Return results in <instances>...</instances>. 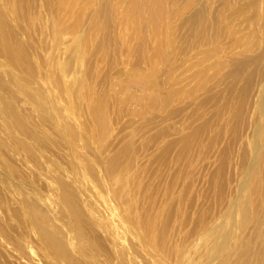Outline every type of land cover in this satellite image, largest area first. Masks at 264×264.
Here are the masks:
<instances>
[{
  "label": "rangeland",
  "instance_id": "1",
  "mask_svg": "<svg viewBox=\"0 0 264 264\" xmlns=\"http://www.w3.org/2000/svg\"><path fill=\"white\" fill-rule=\"evenodd\" d=\"M129 1L0 0V264H261L264 0Z\"/></svg>",
  "mask_w": 264,
  "mask_h": 264
},
{
  "label": "bare ground",
  "instance_id": "2",
  "mask_svg": "<svg viewBox=\"0 0 264 264\" xmlns=\"http://www.w3.org/2000/svg\"><path fill=\"white\" fill-rule=\"evenodd\" d=\"M106 1H109V0H106ZM163 1L164 0H130L129 2H130V4H132L133 9L136 8L138 5H143V4L144 5H148L147 7H149V4H150V15L148 17H153L154 18L156 14H160L161 13L160 9H162V2ZM172 1L177 2V1H182V0H172ZM202 1L204 2V0H202ZM205 3H207V2H205ZM205 3H203V4H205ZM190 4L191 3H189L188 5H190ZM144 5H143V8L145 9L146 6L144 7ZM208 8H209V6H208ZM101 9H102V7H101ZM101 9H99V10H101ZM132 11L133 10L131 8L130 9V13H132ZM134 11H135V9H134ZM148 12H149V10H148ZM135 13L136 12H133V15ZM206 13H207L206 10H203V11H199L198 10L197 13L195 11V14L194 15L193 14L191 15L192 17H191V20L188 22V25L194 27L191 30L192 35H194V36H201L206 31L209 30V27H207V25H206V23H207L206 22V16H204ZM104 14H107V12L104 13ZM108 14H110V13H108ZM107 15H106V17H107ZM211 31L213 32V30H211ZM0 42L3 44V48L5 49L4 51L7 52L8 56L9 55L11 56L12 55L11 54V50L9 49V47L7 45V40H5V35L2 33V29L1 28H0ZM14 49H13V52L15 54L16 51H14ZM17 54L18 53H16L15 55H17ZM10 58H12V57H10ZM250 66L251 67L258 66V68H260V70L258 69L257 74L256 73L255 74H253V73H247L246 70ZM229 76L235 82V83L233 82L232 86H230V87H233L234 84H237L238 85L239 83H241L243 85L242 88H241V90H240V102L238 101L239 104L237 105V109L234 112V119L236 120V122H238V124H241L240 121H242V120L245 119L244 118V113L246 111L247 105L249 104L248 101H249V98L251 96L250 91L253 90V88H254V86L256 84L255 82H257V81H255V77L256 78H259L258 79L259 80V83H261L263 81L262 89L264 90V48H263L262 52L260 51V53L258 55H256V56H254L253 58H249V59H247L245 61L236 62L235 63V68L229 74ZM262 108H263L262 109V112L264 113V103H263ZM96 113H97L96 114V117H99L100 114L102 113L101 108H98L96 110ZM262 130L264 131V124H262ZM252 152H253L254 164H253V167H252L251 174L254 175V176H260L262 174L264 176V140H260L253 147ZM250 202H251L250 204H253L252 200H250ZM244 223H246V222H244ZM246 224H243V225L245 226ZM259 235H260V233H259ZM263 246H264V236H263ZM251 249H252V247L249 244L248 245H240L236 249L235 252H238L240 254V257H243L244 263H245V260L247 258H251L250 256L253 254V252H252ZM260 260H261V264H264V249L260 253Z\"/></svg>",
  "mask_w": 264,
  "mask_h": 264
}]
</instances>
